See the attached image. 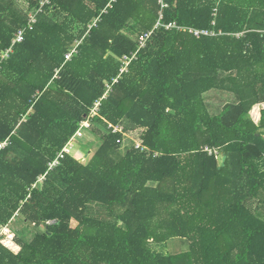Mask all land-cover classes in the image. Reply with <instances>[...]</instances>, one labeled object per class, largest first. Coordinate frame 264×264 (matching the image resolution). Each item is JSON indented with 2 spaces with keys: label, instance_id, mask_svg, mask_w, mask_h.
Wrapping results in <instances>:
<instances>
[{
  "label": "trees",
  "instance_id": "obj_1",
  "mask_svg": "<svg viewBox=\"0 0 264 264\" xmlns=\"http://www.w3.org/2000/svg\"><path fill=\"white\" fill-rule=\"evenodd\" d=\"M39 2L0 0V58ZM261 103L264 0H52L0 63V264H264Z\"/></svg>",
  "mask_w": 264,
  "mask_h": 264
},
{
  "label": "built area",
  "instance_id": "obj_2",
  "mask_svg": "<svg viewBox=\"0 0 264 264\" xmlns=\"http://www.w3.org/2000/svg\"><path fill=\"white\" fill-rule=\"evenodd\" d=\"M52 0H40L39 2V5L37 7H35L33 10L29 11L28 12V19H27V24L25 26H23L22 28L18 29L13 37H12V40L10 42V45L9 47H7L5 49V51L2 53V56L0 58V63L3 59L7 58L9 56V54L13 51V48H14V45L17 44V43H20L23 41L24 39V35L27 31V29L31 28V26L33 24L36 23V19H37V14L39 12L42 11V8L43 6H45L46 4H49ZM157 26V25H156ZM172 27H176L177 29H182L180 26H178L175 22H172L170 24H167L165 25V28L166 29H169V28H172ZM190 32H192L195 36H199L201 34H204V35H213L214 32L211 31V30H196V29H189ZM151 34V31H148L146 33H142L140 34L138 37V45H139V48L140 47H143L144 44H145V41L147 40L148 36ZM73 53H76V46L72 47V49L69 50L68 53H66V59L68 60L71 55ZM135 58V53H132L130 56H127L125 55L123 58H122V68L120 69V71H124L126 70V67L127 65L129 64V62ZM114 81H116V79H114ZM109 87V85H107ZM95 109L94 108L92 111L93 113H95ZM83 125H88V122H83ZM111 129H112V132H121L122 131V128L118 125H112V124H109V126ZM77 134H80V132L78 131ZM7 139L4 140V141H0V150L3 149L6 145H7ZM69 145H70V142L63 148V152L65 153H68L69 152ZM204 150L207 151L208 154L210 155H213L218 161H220L222 159V153L220 152L219 149H216V148H213V147H208V146H205L204 147ZM62 153V152H61ZM59 154V156H62V154ZM57 163V159L54 160L51 164H50V167L54 164ZM43 179V176H40L38 178V182H41ZM35 185V184H34ZM33 185V186H34ZM54 223V220H50V221H47V224H53ZM3 232H7V229H4ZM2 232V233H3Z\"/></svg>",
  "mask_w": 264,
  "mask_h": 264
},
{
  "label": "rangeland",
  "instance_id": "obj_3",
  "mask_svg": "<svg viewBox=\"0 0 264 264\" xmlns=\"http://www.w3.org/2000/svg\"><path fill=\"white\" fill-rule=\"evenodd\" d=\"M258 106H256L255 108H253L251 110V117L255 118L257 116L258 113ZM87 139H92V135L89 132L84 131L83 129L81 130L80 134H77L75 136V138L70 141V145H69V151L71 150V154L75 155L76 157H83L82 161L86 162L88 160V157L91 155V150H94L96 145H92L91 142L86 143ZM125 145L127 144L126 141L124 142ZM13 226V230H18L17 234L19 236L24 237V239H28L31 236L30 231H28L27 229L23 228L22 226H24V224H21L19 221H15L14 224H12ZM179 243L178 238H174L171 240L166 241L165 243H155L153 244V247L156 250H160V251H169L171 253L173 252H180V250H183L182 245H178L176 246L175 244ZM14 243H11L12 247H17L16 245H12ZM185 248V247H184ZM16 249V248H14Z\"/></svg>",
  "mask_w": 264,
  "mask_h": 264
},
{
  "label": "crops",
  "instance_id": "obj_4",
  "mask_svg": "<svg viewBox=\"0 0 264 264\" xmlns=\"http://www.w3.org/2000/svg\"><path fill=\"white\" fill-rule=\"evenodd\" d=\"M256 106H258V110H259L258 113H257V116H256L255 118H253V117H251V118L253 119L254 122L257 123V122L259 121V119H260V110H261L262 108H264V103L257 104V105H255V106H253V108H255ZM253 108H252V109H253ZM250 116H252V115H251V111H250ZM4 229H9V228H8L7 226H1V225H0V233H2Z\"/></svg>",
  "mask_w": 264,
  "mask_h": 264
}]
</instances>
